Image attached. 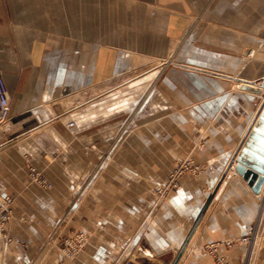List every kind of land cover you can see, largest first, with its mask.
I'll use <instances>...</instances> for the list:
<instances>
[{"label":"crops","instance_id":"obj_1","mask_svg":"<svg viewBox=\"0 0 264 264\" xmlns=\"http://www.w3.org/2000/svg\"><path fill=\"white\" fill-rule=\"evenodd\" d=\"M145 68L164 70L147 99L151 117L168 110L163 129L96 90L113 69ZM0 76V264H216L217 243L229 264H264V232L256 254L224 245L264 214V188L225 177L262 101L238 85L264 78V0H0ZM178 161L206 172L167 177ZM80 232L85 248L65 255Z\"/></svg>","mask_w":264,"mask_h":264},{"label":"rangeland","instance_id":"obj_2","mask_svg":"<svg viewBox=\"0 0 264 264\" xmlns=\"http://www.w3.org/2000/svg\"><path fill=\"white\" fill-rule=\"evenodd\" d=\"M117 10L116 7H114V11ZM115 24V23H114ZM119 24V23H116ZM112 42H121L122 39H118V38H112L110 39ZM115 49L119 50L118 48L115 47ZM247 58L251 57V54H248L246 56ZM154 62V61H153ZM164 70H159L156 71V74H154V70L152 69H140V70H130L127 71L125 73H119L118 71L114 70L112 71L113 73V78L112 80H110L108 83H106V85H104L103 83L101 85H98L97 87V93H101L104 91H110L112 93L117 94L114 98L110 99V102L108 103V105H111L112 110L116 113L118 112L117 116L122 117V119L126 120L127 114L128 113H132L133 111H141V110H147V113L149 112V117L146 118L143 122H145L147 125H152L151 123H153V121H156L157 123L160 122V126H162L163 129V125L165 122L164 115L165 113L168 112L165 111H159V109H155L154 112L158 113V117L154 116L151 117V111H152V102L148 101L147 99L150 98L151 96H153L155 90L158 88V86L154 85V83L157 81V83L162 82L161 76H162V72ZM111 71H106V70H97V79H103L105 74H109ZM172 97H176L177 99V94H173L171 95ZM98 101L100 99H97ZM171 103L172 106H174V102H169ZM168 102L166 103V106L169 107ZM180 102H177L175 104V107H173V109H178L179 106H181ZM155 106V104H154ZM156 107V106H155ZM120 114V115H119ZM155 114V113H154ZM151 117V118H150ZM264 94L262 95V101L260 102V105L255 113V117L252 121V126L249 129L246 138L243 142V144H248L249 142L254 145L257 149L256 152L255 150L247 152V154H242V156H244V161L246 164H244V162L240 161V155L238 154L231 162L230 164L227 166L226 168V173H225V177L230 175V174H236L239 177H244V171H246L247 169H251L252 166L256 167L257 170H264V156L263 154H259L262 150H260V148L262 147V144L257 145V141L258 140H262L264 142ZM167 121V119H166ZM71 123L69 124V126H72ZM147 131L145 132V136L148 137V133L150 136H152L153 132H152V128L147 127ZM260 147V148H259ZM246 148V146L244 147V149ZM243 153V152H242ZM247 164L251 165V167H249ZM234 167V169H233ZM206 172V168L205 166H200V165H196L194 162L192 161H178L176 163V165L174 166L173 170L171 171V173L167 176V177H198L199 175L203 174ZM256 172V171H255ZM259 174V173H258ZM30 177L33 180H36L37 182L40 181V177L41 174L38 173L37 169L31 168L30 171ZM259 179L256 182L257 187H258V191L260 192V190H262L264 188V175L260 174L259 175ZM8 198V197H6ZM10 199V198H9ZM12 200V199H10ZM11 205L12 203L8 206V211L7 214L8 216H3L4 218L6 217L7 219L4 220V224L9 220V216H10V209H11ZM260 226V227H259ZM257 228L253 229L250 234H254V241L253 244L250 245V253L253 254L254 253H258V250L261 247V243H262V237H263V232H264V214L262 216V220H261V224L259 225ZM81 233V232H80ZM79 234V233H78ZM77 234V235H78ZM76 235V236H77ZM75 236V238H76ZM246 237V236H245ZM75 238H70V239H66L64 242V246H63V252L65 254V252L70 253V254H75L74 256H76L78 253H80L86 245H84V247H82L81 249H76V251L74 250L75 248H73V250L70 248V246L68 245V241H71ZM243 238V237H242ZM240 240V239H239ZM238 242H235V244ZM87 244V243H86ZM234 244V245H235ZM257 249V250H256ZM66 255V254H65ZM72 257V256H71ZM226 260V259H225ZM227 261V260H226ZM228 263V262H227ZM229 264V263H228Z\"/></svg>","mask_w":264,"mask_h":264},{"label":"built area","instance_id":"obj_3","mask_svg":"<svg viewBox=\"0 0 264 264\" xmlns=\"http://www.w3.org/2000/svg\"><path fill=\"white\" fill-rule=\"evenodd\" d=\"M10 109H11V103H10L9 89L5 79L2 76H0V129L7 123L10 117ZM73 125L74 124H72V126ZM159 192L160 194H163V191L160 190ZM11 203L12 200H10L9 198H5L2 206L0 207V209H2L3 211H6V214L4 215L6 217L8 216L7 214L8 206ZM6 217L4 218L5 220L7 219ZM253 241H254V234L243 237L240 240L227 242L224 245L227 248H231L235 244V242H238L250 246L253 244ZM67 243L72 250L73 248L77 247L74 249L76 251V249H81L82 247H84V245H86L87 235L85 233H79L75 239L68 241ZM221 245L222 243H217L206 246L205 251L215 259L216 264H228L225 258L218 254ZM65 254L69 257L75 255L67 252H65ZM123 264H153V263L151 261L127 260Z\"/></svg>","mask_w":264,"mask_h":264},{"label":"water","instance_id":"obj_4","mask_svg":"<svg viewBox=\"0 0 264 264\" xmlns=\"http://www.w3.org/2000/svg\"><path fill=\"white\" fill-rule=\"evenodd\" d=\"M239 90L240 91H244V92H248V93H252L254 95L257 96H262L264 94V78L259 82V83H249V82H244V81H239ZM264 119V117H263ZM254 149V147L251 144H246V148L244 149V153L249 152L247 151L248 148ZM261 154H263L264 156V152H261ZM240 161L244 162V159L240 158ZM249 167H251V165L247 164ZM256 171V172H255ZM259 173V174H258ZM263 174L264 175V170H257L256 167L252 166L251 169H247L246 171H244V178L250 180V184H255L258 179L260 178L259 175ZM257 191L259 190L258 187L256 189Z\"/></svg>","mask_w":264,"mask_h":264}]
</instances>
